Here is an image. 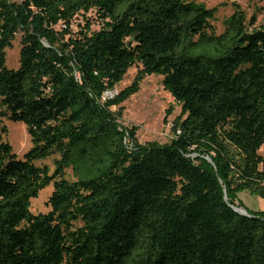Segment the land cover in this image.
<instances>
[{
	"label": "trees",
	"instance_id": "1",
	"mask_svg": "<svg viewBox=\"0 0 264 264\" xmlns=\"http://www.w3.org/2000/svg\"><path fill=\"white\" fill-rule=\"evenodd\" d=\"M216 11L192 0H0V116L32 142L18 158L0 119V264H264V210L233 208L243 189L264 198V24L234 3L216 33ZM17 32L19 66L8 68ZM136 63L132 82L102 100ZM152 73L184 116L164 144L138 143L111 110ZM53 154L52 172L35 163ZM50 183L51 209L33 213Z\"/></svg>",
	"mask_w": 264,
	"mask_h": 264
},
{
	"label": "rangeland",
	"instance_id": "2",
	"mask_svg": "<svg viewBox=\"0 0 264 264\" xmlns=\"http://www.w3.org/2000/svg\"><path fill=\"white\" fill-rule=\"evenodd\" d=\"M20 1V0H13ZM204 4L206 7H217L214 18L211 20L216 33L224 29V20L233 12V4L236 3L246 15L247 21L251 15L256 16L254 26L264 24V0H192ZM87 16L93 17L92 12ZM83 25L81 16H77L70 25V34L77 35L80 25ZM98 27L95 20L91 28L95 30ZM252 27H249L251 29ZM22 33L17 32L11 39L9 46L5 48V65L8 68H17L19 66L20 47ZM142 67L141 63H136L129 67L123 75L121 81L116 85L114 92H118L129 85L138 70ZM111 110L117 116V122L120 127L128 128L135 126L136 138L138 143L145 144L148 141H155L159 144L168 143L180 133L177 124L184 118L181 117V105L171 94L162 86V75L152 73L146 74L139 82L137 92L131 94L126 100L111 107ZM1 125L6 126L3 139L10 143L13 152L18 158H23L24 153L32 146L30 136L27 133L26 126L19 121H12L6 116H0ZM259 154L264 157V144L259 149ZM58 154H53L43 160L35 163L39 166L46 165L49 171L54 169L53 160ZM65 178L72 181L71 169H66ZM53 190V184L50 183L43 188L37 197L31 199V211L33 213H46L51 209L48 199ZM237 197L241 203L236 201L235 206L244 208L246 211L264 210V198L260 197L248 189L237 192ZM81 225L75 222L74 226Z\"/></svg>",
	"mask_w": 264,
	"mask_h": 264
},
{
	"label": "water",
	"instance_id": "3",
	"mask_svg": "<svg viewBox=\"0 0 264 264\" xmlns=\"http://www.w3.org/2000/svg\"><path fill=\"white\" fill-rule=\"evenodd\" d=\"M206 159H207L208 161H211L210 158H208V157H206ZM233 208H234L237 212H239V213H241V214H243V215H248L247 212H246V210H245L244 208H238V207H236V206H233Z\"/></svg>",
	"mask_w": 264,
	"mask_h": 264
},
{
	"label": "built area",
	"instance_id": "4",
	"mask_svg": "<svg viewBox=\"0 0 264 264\" xmlns=\"http://www.w3.org/2000/svg\"><path fill=\"white\" fill-rule=\"evenodd\" d=\"M113 94H115L114 91H105L104 94L102 95V100H104L106 97H110Z\"/></svg>",
	"mask_w": 264,
	"mask_h": 264
}]
</instances>
